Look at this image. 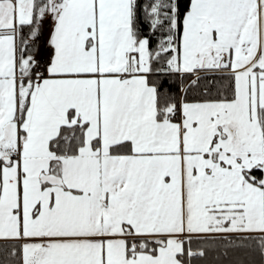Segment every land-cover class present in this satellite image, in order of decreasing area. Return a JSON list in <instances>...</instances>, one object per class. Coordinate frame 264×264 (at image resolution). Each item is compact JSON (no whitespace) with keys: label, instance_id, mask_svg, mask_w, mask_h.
Instances as JSON below:
<instances>
[{"label":"snow or ice","instance_id":"1","mask_svg":"<svg viewBox=\"0 0 264 264\" xmlns=\"http://www.w3.org/2000/svg\"><path fill=\"white\" fill-rule=\"evenodd\" d=\"M0 264H264V0H0Z\"/></svg>","mask_w":264,"mask_h":264}]
</instances>
